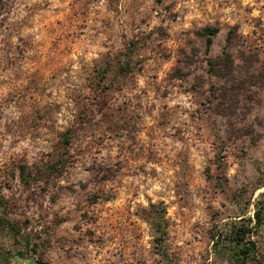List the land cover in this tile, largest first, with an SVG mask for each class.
Wrapping results in <instances>:
<instances>
[{"label":"rangeland","instance_id":"obj_1","mask_svg":"<svg viewBox=\"0 0 264 264\" xmlns=\"http://www.w3.org/2000/svg\"><path fill=\"white\" fill-rule=\"evenodd\" d=\"M241 226L264 264V0H0V264H236Z\"/></svg>","mask_w":264,"mask_h":264},{"label":"trees","instance_id":"obj_2","mask_svg":"<svg viewBox=\"0 0 264 264\" xmlns=\"http://www.w3.org/2000/svg\"><path fill=\"white\" fill-rule=\"evenodd\" d=\"M204 31L207 33L206 37V46L209 47L212 42V37L217 33L218 28L217 27H205ZM68 140V138H66ZM262 201L257 202L256 209L254 211V218L256 221V224H259L262 220V215L260 211V206ZM263 203V202H262ZM247 232H250V229L245 227H239L234 233V236L232 237L233 241L235 242V246L237 247L235 249L236 252V264H247L248 260L254 259L256 256V245L255 242L251 239H246Z\"/></svg>","mask_w":264,"mask_h":264}]
</instances>
